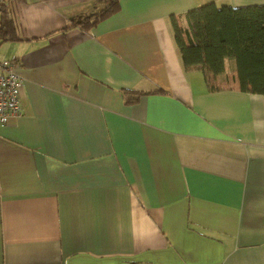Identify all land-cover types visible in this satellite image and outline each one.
Listing matches in <instances>:
<instances>
[{
    "label": "crops",
    "instance_id": "0c3cea01",
    "mask_svg": "<svg viewBox=\"0 0 264 264\" xmlns=\"http://www.w3.org/2000/svg\"><path fill=\"white\" fill-rule=\"evenodd\" d=\"M111 1L10 0L0 264H264V92L232 59L216 86L185 68L169 18L264 0H118L79 25Z\"/></svg>",
    "mask_w": 264,
    "mask_h": 264
},
{
    "label": "trees",
    "instance_id": "16d2710c",
    "mask_svg": "<svg viewBox=\"0 0 264 264\" xmlns=\"http://www.w3.org/2000/svg\"><path fill=\"white\" fill-rule=\"evenodd\" d=\"M118 0H112L97 13L79 22L93 26L115 12ZM15 4L0 3V41L19 38L14 19ZM174 40L185 68L197 66L203 70L211 86L224 72L225 59L236 65L238 87L252 93L264 92V5L232 7L210 1L185 13L187 28L170 15ZM135 97L146 93H131Z\"/></svg>",
    "mask_w": 264,
    "mask_h": 264
},
{
    "label": "built area",
    "instance_id": "2783aa9c",
    "mask_svg": "<svg viewBox=\"0 0 264 264\" xmlns=\"http://www.w3.org/2000/svg\"><path fill=\"white\" fill-rule=\"evenodd\" d=\"M10 0H0L1 4ZM22 78L15 71L10 60H0V124H5L9 117L20 114V93Z\"/></svg>",
    "mask_w": 264,
    "mask_h": 264
}]
</instances>
